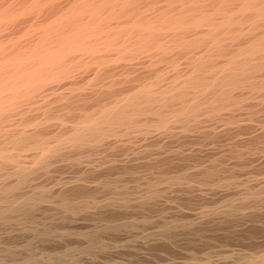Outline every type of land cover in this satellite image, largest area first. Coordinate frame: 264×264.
<instances>
[{
  "label": "bare ground",
  "instance_id": "obj_1",
  "mask_svg": "<svg viewBox=\"0 0 264 264\" xmlns=\"http://www.w3.org/2000/svg\"><path fill=\"white\" fill-rule=\"evenodd\" d=\"M192 202L264 231V0H0V264H76L67 240L168 206L164 241Z\"/></svg>",
  "mask_w": 264,
  "mask_h": 264
},
{
  "label": "rangeland",
  "instance_id": "obj_2",
  "mask_svg": "<svg viewBox=\"0 0 264 264\" xmlns=\"http://www.w3.org/2000/svg\"><path fill=\"white\" fill-rule=\"evenodd\" d=\"M192 203V205H189V203L188 207L185 205V208L187 209H184L185 211H187L186 213H188L187 217L189 219L185 217V219L187 218V222H185L187 223L186 227L189 228H175V232L178 231L176 232L177 234L173 232L174 230H171L168 233L169 238L165 239L164 241L160 239V236H151L152 234L150 233L156 231V227L161 220L169 218L171 216V209L168 206H164V209H160L159 211L161 213L157 211L154 214L150 215L147 223L138 224L139 226L136 230L129 229V231L122 230V232L116 230L108 234L109 238L106 235V237H104V241L107 244L108 248H105L100 252L94 251V253L93 251L88 252L80 249H78V251L76 252V250L73 249L78 244H80V241L78 240L77 243L74 238H71L72 240H67L66 247L60 248V251H66L68 253V256L76 258V264H203L205 261L206 262L204 264H226L227 261L231 262L230 259L233 262L238 256L243 255L244 253H252V251L255 252L260 248L261 249L258 251L264 250V231H262L256 239L253 238L252 240L246 238L244 239V237L242 238V236L239 235V233L229 225H222V227L221 225L214 224V228L212 230V225L210 226L209 224H207L206 226L196 223L198 221L196 220V217L198 213L202 212L203 210L210 208L211 206H216L217 204L220 205L219 202H215L212 204H202L198 202ZM167 210L170 212H168ZM172 211L174 210L172 209ZM193 224L195 225V228ZM196 225H198V227ZM216 225L218 227V231L217 228H215ZM220 226L222 227V229H224V227L226 226L224 229L225 231L219 230ZM231 228L232 230H230ZM172 233H174L177 237H174V234ZM231 233H233L234 235ZM189 234L190 236H188ZM161 241H163L164 244H167L163 245ZM155 244H157L158 247ZM39 251L40 250H38V253ZM44 251L41 250L39 254H41V252L42 254H45L43 253ZM73 251L75 253H73ZM196 257L198 260L196 259ZM199 261L202 263H200Z\"/></svg>",
  "mask_w": 264,
  "mask_h": 264
}]
</instances>
